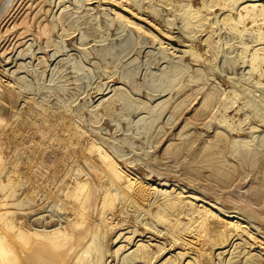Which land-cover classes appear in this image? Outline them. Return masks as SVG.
<instances>
[{"label":"rangeland","instance_id":"obj_1","mask_svg":"<svg viewBox=\"0 0 264 264\" xmlns=\"http://www.w3.org/2000/svg\"><path fill=\"white\" fill-rule=\"evenodd\" d=\"M8 1L0 264H264V0Z\"/></svg>","mask_w":264,"mask_h":264},{"label":"bare ground","instance_id":"obj_2","mask_svg":"<svg viewBox=\"0 0 264 264\" xmlns=\"http://www.w3.org/2000/svg\"><path fill=\"white\" fill-rule=\"evenodd\" d=\"M6 17L3 18V20L0 22L2 23L4 20H5ZM195 82V81H194ZM189 83V82H188ZM187 84V83H185ZM185 84H183L184 86H186ZM182 85V86H183ZM205 91V90H204ZM209 92V91H208ZM213 93V92H212ZM205 94V93H204ZM215 94V93H214ZM208 94H206L207 96ZM210 95V94H209ZM207 96L205 98L208 99L207 103L205 104L206 106H208L209 104H211V96ZM214 96V95H212ZM213 99V97H212ZM222 134V133H221ZM220 136V134H218ZM217 137V136H216ZM216 139H218L219 141H223L224 142V137L223 136H220V137H217ZM226 139V138H225ZM217 141V140H216ZM219 143V142H218ZM221 144V143H220ZM178 147V146H177ZM180 147V146H179ZM173 149H175V146L173 147ZM178 150V148H177ZM176 150V151H177ZM169 151V150H168ZM173 152V151H172ZM171 152V153H172ZM206 152V151H205ZM203 152V153H205ZM179 153V152H178ZM202 153V154H203ZM211 153V152H210ZM248 153V152H247ZM209 154V153H208ZM242 155V154H241ZM199 155L196 154L194 155L195 159H192V161L190 162V166H193V163H195L196 161L195 160H199V162H203V164L205 163H208L210 164L211 160L209 159H206L208 158V155ZM243 156V155H242ZM211 157V156H210ZM242 160V159H241ZM198 162V163H199ZM214 163V161H212ZM211 162V163H212ZM226 162V161H225ZM215 164V163H214ZM188 165V166H189ZM207 165V164H206ZM205 165V166H206ZM224 165V164H223ZM226 165V164H225ZM202 166V165H201ZM204 166V167H205ZM212 166V165H211ZM203 167V166H202ZM207 168V167H206ZM209 168V167H208ZM222 168V167H221ZM220 167H214V174H221L223 176H225L226 178H231L234 176L235 173H232L231 171H227L225 170L224 168H226L224 166L223 170L221 169ZM193 170H195V168H191ZM211 169V167L209 168ZM198 170V169H197ZM201 170V169H200ZM225 170V171H224ZM212 171H213V168H212ZM222 171V172H221ZM196 172V171H195ZM217 176V175H216ZM219 176V175H218ZM217 178V177H216ZM219 178V177H218ZM261 178V177H260ZM222 180V179H221ZM173 207L175 206L174 204L172 205ZM84 236H81L78 238V242H79V245L77 247H75L74 243L72 242L71 245V250L70 252H68V250H60V251H57V252H52V248L49 247V246H45L44 244H37L35 247H34V244L33 242L30 243V248H32V250H28V249H25L24 251L22 250H18L20 251V255H21V258L19 259L20 260V263L19 264H93L91 262V258L88 256L87 252L86 251H81V242L83 240ZM26 239H24L25 241ZM31 239H28L26 240V243L29 244V241ZM37 241V239L35 240V242ZM16 245H18V243L15 242ZM20 247V246H19ZM20 249V248H19ZM19 257V256H18ZM18 264V263H17ZM95 264H100L99 262V259H96V263Z\"/></svg>","mask_w":264,"mask_h":264},{"label":"water","instance_id":"obj_3","mask_svg":"<svg viewBox=\"0 0 264 264\" xmlns=\"http://www.w3.org/2000/svg\"><path fill=\"white\" fill-rule=\"evenodd\" d=\"M11 4V1H8L7 3L3 4L0 7V21L2 20V18L4 17L5 13L7 12L9 6Z\"/></svg>","mask_w":264,"mask_h":264}]
</instances>
